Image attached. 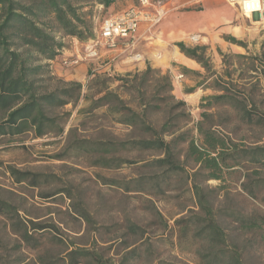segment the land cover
I'll return each instance as SVG.
<instances>
[{"label": "rangeland", "instance_id": "obj_1", "mask_svg": "<svg viewBox=\"0 0 264 264\" xmlns=\"http://www.w3.org/2000/svg\"><path fill=\"white\" fill-rule=\"evenodd\" d=\"M172 1L174 0L168 1L171 10L159 25L172 20L171 16L175 12H191L189 17L179 16L185 30L173 27L170 38L175 43L183 42L188 47H206L214 70L220 75L228 67L230 71L235 70L233 79L236 86H230V89L241 93L242 99L253 101L258 107L259 115L264 118V76L256 75L251 70L253 63L259 67L260 61L264 59V27L256 24L257 19L243 17L227 0H204L205 4H186L174 12L172 9L175 2ZM132 5L138 6L139 0H116L109 8L95 0H88L77 7H82L80 13L92 22L97 36L105 19ZM175 6L178 5L175 3ZM169 22L175 23L177 20L175 18ZM159 27L149 30L155 35ZM193 35L200 36V42L193 43L190 40ZM227 37H235L245 44L246 49L238 45L229 47L226 45ZM57 38L63 40L66 47H71L72 37L61 38L57 35ZM156 40V45H163L160 34ZM136 48L135 45L132 50L135 52ZM218 50L229 56L231 65L223 64ZM84 51L83 46L80 51L82 55ZM238 55L249 59H238ZM73 58L66 56L63 59ZM83 58L84 56L78 65L64 68L72 70L83 60L89 61ZM89 63V73L94 71V74H108L100 69L103 66L101 59ZM60 64L62 66L61 62ZM156 70L165 74L161 69ZM108 75L124 77L127 74L121 72ZM202 76H207L204 69ZM88 79L89 75L81 83L84 86L82 95L99 97L98 93L103 88L95 87L88 91ZM214 79H210L206 86H211ZM228 79L225 78V81ZM172 81L173 94L177 98L176 90L180 88L181 79L172 77ZM119 85V82H113L110 89L128 101L126 92ZM182 89L185 92L188 88ZM204 90V97L219 95L214 89ZM88 107L89 103L82 98L75 106L69 104L57 111L64 115L63 136L49 135L37 139L32 134H27L0 140V197L17 206L22 218L35 222H54L60 229L59 233H43L44 236L36 233L32 247L23 243L22 249H19L20 242L16 241V237L11 238L5 234L4 218L0 216V264H18L17 259H22V264H42L40 259L46 264H68L64 262L67 254L79 249L98 253L110 264H199L198 257L192 253L198 244H182L176 225L177 220L189 216L192 211H198L192 189L195 167L187 164L184 171L165 174L164 169L151 165L154 159L162 158L157 152L132 151L105 155L91 150L87 144L81 148L78 144L82 140L123 141L140 138L142 135L138 130L117 123L115 116L106 108L81 113L80 110ZM187 107L192 119L186 128H191L193 136L197 137L195 125L202 120L201 114L204 111L201 101L198 105L187 103ZM211 111L217 113L212 123L219 125L218 129L229 134L235 142L245 147L264 144V121L247 127L237 121L230 109L218 108ZM68 113L71 114L69 117L66 116ZM162 121L161 112H154L149 116V122L155 126H159ZM171 138L166 136L165 139L169 141ZM184 149L186 145L180 148L181 151ZM247 167L250 171V165ZM11 169L28 173V181L17 183ZM259 178L264 181V172ZM33 181L36 184H32ZM243 182V173L235 175L228 182L232 193L236 195L232 206L244 213H250L256 208L264 210L260 203L251 200L241 191L239 187ZM218 185L217 181H209L204 186L213 189ZM259 197L263 199L264 194ZM82 215L87 216L88 220ZM222 221L226 227L230 226L229 218L223 217ZM235 228L233 225L228 230L233 234L234 241L243 244L247 239L246 233ZM253 247L247 250L248 264H264V247Z\"/></svg>", "mask_w": 264, "mask_h": 264}, {"label": "trees", "instance_id": "obj_2", "mask_svg": "<svg viewBox=\"0 0 264 264\" xmlns=\"http://www.w3.org/2000/svg\"><path fill=\"white\" fill-rule=\"evenodd\" d=\"M84 1L88 0H0V140L27 134L37 139L49 135L63 136L64 115L57 111L69 104L75 106L82 98L89 103V107L80 110L81 113L106 108L115 116L117 123L138 130L142 134L140 138L123 141L82 140L78 145L84 148V144H87L91 150L105 155L132 151L157 152L162 158L154 159L151 165L164 169L165 174H176L184 171L185 165H193L192 189L198 211H192L189 216L176 221L180 242L198 244L192 253L198 257L199 264H248L247 250L253 249L254 245L264 247V210L256 208L244 213L235 209L232 200L236 195L228 182L230 178L243 173L244 182L239 188L264 208V198L259 197L264 194V181L259 178L264 172V144L245 147L235 142L229 134L218 129L219 125L212 123L217 113L211 111L230 109L237 121L247 127L264 121L253 101L242 99L241 93L230 89V86H236L233 79L236 71H230L228 67L220 75L214 70L206 47L176 43L181 53L196 61L207 74L203 77L193 73L202 80L198 88L214 89L219 93L201 100L204 111L202 120L195 125L197 137L193 136L191 128H186L192 117L187 103L173 94L171 74H163L150 65L142 73H130L124 77L90 72L88 91L95 87H102L103 90L98 93L99 97L82 95L84 86L81 83L67 82L53 76L52 62L66 48L57 35L61 38L72 37L80 43L96 38L92 22L80 13L82 7H77ZM95 1L109 8L116 0ZM225 40L246 49L245 44L235 37ZM218 53L225 66L231 65L228 55L220 50ZM236 58L249 59L242 55ZM260 62L259 67L253 63L251 70L256 75L264 76V59ZM186 74L190 73L186 71ZM213 78V84L206 86ZM225 78H229L228 81ZM113 82H119L128 101L110 89ZM194 91L191 89L188 93ZM154 112L163 114L159 126L149 122V116ZM70 115L68 113L66 116ZM166 136H171V140L166 141ZM182 145H186L183 151L180 150ZM11 174L16 177L17 183L26 182L29 178L28 173L14 169H11ZM209 181H217L219 185L213 189L205 187ZM32 184H36V181ZM19 212L20 209L11 201L0 197V216L4 218L5 234L16 237V241L21 243L19 249H22L23 243L32 247L36 233L44 236L43 233L60 232L54 222H35L22 218ZM82 216L88 220L87 216ZM223 217L229 218L230 226L235 225L237 231L246 233L247 239L243 244L234 241L233 234L228 230L230 226L224 225ZM23 262L17 259L18 264ZM64 262L110 264L102 255L86 249L70 251ZM40 263L46 264L41 259Z\"/></svg>", "mask_w": 264, "mask_h": 264}, {"label": "crops", "instance_id": "obj_3", "mask_svg": "<svg viewBox=\"0 0 264 264\" xmlns=\"http://www.w3.org/2000/svg\"><path fill=\"white\" fill-rule=\"evenodd\" d=\"M172 2H175L178 5L176 7L174 3V9H172V12L178 10L180 7H184L186 4H205L204 0H174ZM168 4L169 9L171 10L170 2ZM134 6L135 5H132L130 7ZM190 13L191 12L186 11L178 14L177 12L173 13L171 19L174 20L176 18L177 22L172 23L169 22L172 20H169L161 26H156L160 27L155 31V35L152 30H149L151 27L150 24L148 22H143L140 26L135 43L132 46L128 47L125 41H120L117 50H101V54H104L101 58V63L103 64V66H100V69H102L101 71H109L108 73L111 74H120L121 72L134 74L144 72L147 69V66L150 65L154 69H161L165 73L169 72L174 79H181L179 82L180 88L176 90L177 98L184 100L188 104L198 105L204 96H206V92L204 89L198 88L200 79L194 76L193 73H199L202 75L203 69L196 61L189 59L182 54L180 49L176 46L174 40L170 38L173 27L176 30H185V25L178 18L179 16L189 17L188 15ZM186 31H189V29H186ZM158 34L162 36L163 45H156V37ZM70 43L72 44L71 47H66L52 62V73L66 81L84 83L89 75V61L87 62L83 60L78 67L72 70H67L60 64V60L66 56H72L75 58L81 54V47H83L84 44L74 38L70 41ZM226 43L229 47H234V44L228 42ZM135 45L137 48L134 52L132 48ZM133 54L140 55L142 60H134ZM108 63H110L109 67L107 65ZM186 71L190 74H186ZM183 87L188 89L184 92V89H182ZM191 89H195V91L193 93H188V90Z\"/></svg>", "mask_w": 264, "mask_h": 264}, {"label": "built area", "instance_id": "obj_4", "mask_svg": "<svg viewBox=\"0 0 264 264\" xmlns=\"http://www.w3.org/2000/svg\"><path fill=\"white\" fill-rule=\"evenodd\" d=\"M227 2L230 6L236 7L243 17L257 19L258 23L264 27V0H227ZM169 10L168 0H139L138 6L127 8L105 19L96 38L83 43L84 55L80 54L73 59H63L62 66L65 68L74 67L82 61L83 56V59L89 61L100 60L102 58L101 50H117L120 41H125L128 47L132 46L143 22H148L150 28L155 27L167 17ZM190 40L193 43H198L201 37L193 35ZM141 59L140 55L134 56L136 61ZM107 65L109 67L110 63Z\"/></svg>", "mask_w": 264, "mask_h": 264}, {"label": "bare ground", "instance_id": "obj_5", "mask_svg": "<svg viewBox=\"0 0 264 264\" xmlns=\"http://www.w3.org/2000/svg\"><path fill=\"white\" fill-rule=\"evenodd\" d=\"M256 24H259V23H256Z\"/></svg>", "mask_w": 264, "mask_h": 264}]
</instances>
